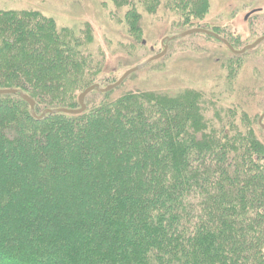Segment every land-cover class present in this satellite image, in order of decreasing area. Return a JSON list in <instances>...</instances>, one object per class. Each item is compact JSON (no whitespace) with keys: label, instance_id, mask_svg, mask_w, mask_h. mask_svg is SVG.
I'll list each match as a JSON object with an SVG mask.
<instances>
[{"label":"trees","instance_id":"16d2710c","mask_svg":"<svg viewBox=\"0 0 264 264\" xmlns=\"http://www.w3.org/2000/svg\"><path fill=\"white\" fill-rule=\"evenodd\" d=\"M109 2L132 49L145 15L186 29L209 9ZM90 44L89 26L0 10V89L37 114L76 108L102 70ZM119 88L39 120L0 95V264H264V130L246 100Z\"/></svg>","mask_w":264,"mask_h":264},{"label":"rangeland","instance_id":"374dc122","mask_svg":"<svg viewBox=\"0 0 264 264\" xmlns=\"http://www.w3.org/2000/svg\"><path fill=\"white\" fill-rule=\"evenodd\" d=\"M208 1V12L198 26L190 28L213 31L236 50L264 35V0ZM111 8L109 0H0V10L38 11L52 18L59 28L80 31L89 26L90 51L102 62L95 83L102 87L161 52L166 37L190 29L177 28L166 16L157 21L145 15L143 45L132 49L124 23L111 16ZM118 87L120 91L138 88L173 93L184 88L201 90L224 106L243 97L258 122L264 112V40L241 54H233L223 43L205 34L175 38L167 43L162 57L129 75ZM7 159L11 164L15 157Z\"/></svg>","mask_w":264,"mask_h":264},{"label":"water","instance_id":"95a60500","mask_svg":"<svg viewBox=\"0 0 264 264\" xmlns=\"http://www.w3.org/2000/svg\"><path fill=\"white\" fill-rule=\"evenodd\" d=\"M195 33H201V34H205V35H208V36L215 38L216 40L223 43L226 47H228V49L233 54H241L248 49L254 48L255 46H257L259 43H261L264 40V35H262V36L258 37L255 41H253L251 44L244 46L240 50H236L230 45V43L226 39L220 37L217 33L213 32V31L203 29V28H199V27H194V28L184 30L179 34L173 35L171 37H166L165 39H163L162 40L163 41V49L161 50V52L147 58L144 62L140 63L139 65L126 70L115 82L107 84L103 87L99 84H96V83L85 87L77 95L78 107H76V108H66V107L45 108L41 111V113L37 114L35 112V109H34V100L31 97H29L27 94L23 93L22 91H20L18 89H13V88H5V89H0V95L17 94L23 101H25L28 104L29 109H30V113H31L32 117L36 120L42 119L48 114H50V115L51 114H57V113H64V114H71V115L80 114V113L84 112L86 109L85 97L87 96L88 93H90L91 91H97L99 93H105V92L111 91L112 89L119 86L129 75H131L135 71L140 70L141 68H143L145 65H147L151 61L157 60L160 57H162L167 50V43L169 41H171L175 38L185 37V36L195 34ZM164 41H165V43H164ZM263 119H264V112L258 118V125L262 130H264V123L262 122Z\"/></svg>","mask_w":264,"mask_h":264}]
</instances>
